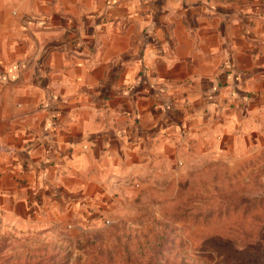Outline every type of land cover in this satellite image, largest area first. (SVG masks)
<instances>
[{
  "label": "crops",
  "instance_id": "obj_1",
  "mask_svg": "<svg viewBox=\"0 0 264 264\" xmlns=\"http://www.w3.org/2000/svg\"><path fill=\"white\" fill-rule=\"evenodd\" d=\"M263 114L264 0H0V188L147 121Z\"/></svg>",
  "mask_w": 264,
  "mask_h": 264
},
{
  "label": "rangeland",
  "instance_id": "obj_2",
  "mask_svg": "<svg viewBox=\"0 0 264 264\" xmlns=\"http://www.w3.org/2000/svg\"><path fill=\"white\" fill-rule=\"evenodd\" d=\"M144 128L8 173L0 264H264V114Z\"/></svg>",
  "mask_w": 264,
  "mask_h": 264
},
{
  "label": "trees",
  "instance_id": "obj_3",
  "mask_svg": "<svg viewBox=\"0 0 264 264\" xmlns=\"http://www.w3.org/2000/svg\"><path fill=\"white\" fill-rule=\"evenodd\" d=\"M23 162H24L25 164H27V161H26V160H24Z\"/></svg>",
  "mask_w": 264,
  "mask_h": 264
}]
</instances>
